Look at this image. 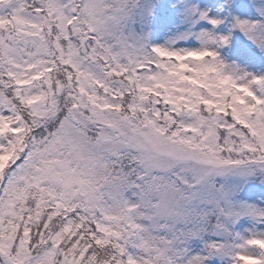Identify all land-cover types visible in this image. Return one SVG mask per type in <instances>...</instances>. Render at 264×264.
<instances>
[{
  "label": "snow or ice",
  "instance_id": "snow-or-ice-1",
  "mask_svg": "<svg viewBox=\"0 0 264 264\" xmlns=\"http://www.w3.org/2000/svg\"><path fill=\"white\" fill-rule=\"evenodd\" d=\"M234 3L0 0V264H264V0Z\"/></svg>",
  "mask_w": 264,
  "mask_h": 264
},
{
  "label": "trees",
  "instance_id": "trees-1",
  "mask_svg": "<svg viewBox=\"0 0 264 264\" xmlns=\"http://www.w3.org/2000/svg\"><path fill=\"white\" fill-rule=\"evenodd\" d=\"M246 0H235L234 6H233V11L235 13H237L238 15L243 16L245 13L243 11V9L240 7L243 3H245ZM235 38L237 40L241 39V37L239 36V33L235 34Z\"/></svg>",
  "mask_w": 264,
  "mask_h": 264
}]
</instances>
